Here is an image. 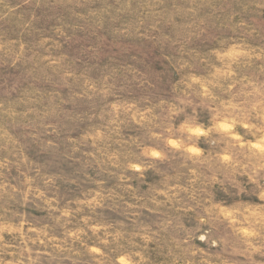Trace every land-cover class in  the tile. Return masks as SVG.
I'll list each match as a JSON object with an SVG mask.
<instances>
[{
  "label": "rangeland",
  "instance_id": "374dc122",
  "mask_svg": "<svg viewBox=\"0 0 264 264\" xmlns=\"http://www.w3.org/2000/svg\"><path fill=\"white\" fill-rule=\"evenodd\" d=\"M0 264H264V0H0Z\"/></svg>",
  "mask_w": 264,
  "mask_h": 264
},
{
  "label": "trees",
  "instance_id": "16d2710c",
  "mask_svg": "<svg viewBox=\"0 0 264 264\" xmlns=\"http://www.w3.org/2000/svg\"><path fill=\"white\" fill-rule=\"evenodd\" d=\"M147 174H149V180L150 182L151 179H150V176L153 174L152 170L151 171H148ZM224 200V199H223ZM225 203H230V198L227 199V200H224ZM153 207H155L154 204H152ZM153 211V210H152ZM168 214V213H167ZM144 215L146 217V219H149V221H155L156 218H159V214L157 212H150L149 210H145L144 212ZM189 217L187 219V221H185V228L187 230H195V228L197 227V222L195 221V218L194 217H191V213L187 214ZM184 216V215H183ZM151 227V226H150ZM153 228L154 230H158V228L156 227H151ZM158 245H161V244H155L154 246H152V248L154 249L153 251L156 252L157 248H158ZM151 248V247H150ZM151 248V249H152Z\"/></svg>",
  "mask_w": 264,
  "mask_h": 264
}]
</instances>
